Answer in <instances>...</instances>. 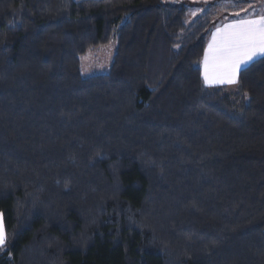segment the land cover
I'll use <instances>...</instances> for the list:
<instances>
[{"label":"trees","instance_id":"trees-1","mask_svg":"<svg viewBox=\"0 0 264 264\" xmlns=\"http://www.w3.org/2000/svg\"><path fill=\"white\" fill-rule=\"evenodd\" d=\"M186 13L0 0V264H264V56L207 87Z\"/></svg>","mask_w":264,"mask_h":264},{"label":"snow or ice","instance_id":"snow-or-ice-1","mask_svg":"<svg viewBox=\"0 0 264 264\" xmlns=\"http://www.w3.org/2000/svg\"><path fill=\"white\" fill-rule=\"evenodd\" d=\"M261 56H264V16L225 25L222 30L218 29L205 53V83H235L241 66ZM6 243V233L0 224V247Z\"/></svg>","mask_w":264,"mask_h":264},{"label":"rangeland","instance_id":"rangeland-1","mask_svg":"<svg viewBox=\"0 0 264 264\" xmlns=\"http://www.w3.org/2000/svg\"><path fill=\"white\" fill-rule=\"evenodd\" d=\"M163 2L165 4L186 6L187 13L185 23L187 25L203 15H210L212 22L211 27H218L225 19L227 20L231 11L236 15L239 13L243 18L264 15V0H163ZM236 5H239V7H236ZM116 51L117 42L115 38L106 45L90 49L78 58L80 74L83 77L107 74L112 65ZM202 63L200 64L201 68ZM233 87L234 86H229L228 88ZM0 224H2L1 218ZM1 248L2 247H0V250Z\"/></svg>","mask_w":264,"mask_h":264},{"label":"crops","instance_id":"crops-1","mask_svg":"<svg viewBox=\"0 0 264 264\" xmlns=\"http://www.w3.org/2000/svg\"><path fill=\"white\" fill-rule=\"evenodd\" d=\"M231 11V10H230ZM264 16V15H263ZM260 16H253V17H248V18H252V19H256V18H259ZM239 19H243V17H241V15L239 14L238 16L235 14V13H233L232 11L230 12V16L229 17H227V20L225 19L222 23H220L219 24V26L218 27H212V29H211V33H210V35H209V37H208V39H207V41H206V47H205V52H204V56H203V63H202V68H201V70H202V77H203V81H204V84L207 86V87H229V86H234V84L236 83H218V82H215V83H211V84H206L205 83V80H204V58H205V53L208 51V49H209V44L212 42V39H213V36L215 35V34H217V31H218V29H220V30H222L223 28H224V26L225 25H228V24H231V23H234V22H236L237 20H239ZM261 57H263V56H261ZM261 57H258V58H256V59H259V58H261ZM255 59V60H256ZM255 60H253V61H255ZM252 61V62H253ZM251 63V62H250ZM249 63V64H250ZM248 64V65H249ZM247 65V66H248ZM246 66H241V69H240V71L243 69V68H245ZM239 71V72H240ZM238 72V73H239ZM237 76H238V74H237Z\"/></svg>","mask_w":264,"mask_h":264}]
</instances>
